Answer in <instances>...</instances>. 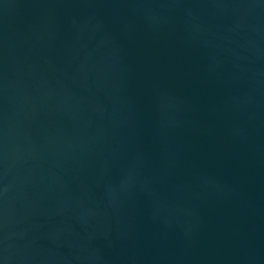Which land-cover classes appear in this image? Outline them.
<instances>
[{"label":"water","instance_id":"1","mask_svg":"<svg viewBox=\"0 0 264 264\" xmlns=\"http://www.w3.org/2000/svg\"><path fill=\"white\" fill-rule=\"evenodd\" d=\"M0 264H264V0H0Z\"/></svg>","mask_w":264,"mask_h":264}]
</instances>
